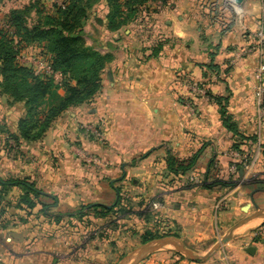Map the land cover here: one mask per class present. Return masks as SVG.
<instances>
[{
    "label": "crops",
    "instance_id": "obj_1",
    "mask_svg": "<svg viewBox=\"0 0 264 264\" xmlns=\"http://www.w3.org/2000/svg\"><path fill=\"white\" fill-rule=\"evenodd\" d=\"M155 3L160 8L153 22H142L141 16L139 22L116 31L108 30L106 22H92L86 45L110 58L100 76V90L89 103L56 119L41 141L12 147L23 160H12L11 172L35 181L43 194L55 199L52 209L59 214L73 212L85 203L114 202L115 181H120L118 185L127 190V195L128 184L137 181L136 189L141 194L173 191L181 176L166 169L168 155L183 159L199 151L194 171L205 173L209 169L206 183L230 175L234 181L245 178L248 167L239 169L237 175L230 168L244 163L246 156L248 164L264 163V110H260L255 93L259 86L264 88V72H257L264 64V46L262 55L254 48L261 21L264 27V0L234 4L242 14L237 19L235 6L231 8L226 0H172L165 6ZM105 8L101 3L92 13L93 18L104 20ZM209 10L215 12L213 18ZM153 49L156 53L152 56ZM248 49L250 52L243 53ZM47 60L45 56H34L21 61V65L40 77H51L48 71H37L51 69L52 60ZM209 65L218 70L209 69ZM190 82L204 86L205 95L190 92ZM209 95L227 97L226 109L237 129L244 137H254L255 142L242 141L238 149L233 147L235 139L222 126L218 107ZM0 107L7 112L8 108L17 111L14 116L12 111L10 115L6 112L8 119H2V124H10V133H15L24 115L23 105L11 104L0 95ZM88 127L102 133V143L89 136ZM2 141L0 137V148ZM87 156L102 162L95 164ZM236 187L202 188L191 202L173 205L171 195L162 196L161 215L166 224L177 227L186 239L209 251L242 220V208L250 204L240 205L242 194L235 196L232 192ZM221 195L228 200L232 197L234 204L218 212L213 201ZM249 198L264 208L263 189H257ZM30 229L34 227L25 224L24 228L15 226L0 232V264H99L96 259L76 256L66 234L52 228L44 229L42 234ZM254 229L233 236L206 258L208 251L202 257L193 255L197 257L194 259L182 254L172 256L161 248L146 254L137 264H264V241L252 238ZM30 233L35 235L32 240ZM249 247L254 249L252 254L246 252ZM135 262L136 258L131 262L123 257L118 264Z\"/></svg>",
    "mask_w": 264,
    "mask_h": 264
},
{
    "label": "trees",
    "instance_id": "obj_2",
    "mask_svg": "<svg viewBox=\"0 0 264 264\" xmlns=\"http://www.w3.org/2000/svg\"><path fill=\"white\" fill-rule=\"evenodd\" d=\"M107 13L104 17L106 27L110 31H116L120 27L133 23L142 12L150 14L148 2H160L162 6L172 0H103ZM223 2V0H218ZM55 10L51 15H46L44 20L29 25L25 21L24 14L27 9L10 10L6 17V24L9 31L0 30V95L8 99L9 103H21L24 108V115L18 120L15 133L9 134V139L19 146L21 143H36L43 139L46 131L52 123L62 116L66 111L89 103L98 93L101 87V74L110 60L107 55H100L91 47L87 46L83 37V27L87 19V12L90 8L85 0H65L61 5L54 6ZM214 11L209 10L212 16ZM215 13V12H214ZM14 42V44H13ZM42 46L51 55V69L63 78L61 89L63 95L57 93L58 86L51 78L40 77L37 74L16 62V56L22 45ZM152 56L156 50H151ZM213 71L218 67L207 66ZM209 99L218 107L222 126L232 134L235 139L234 148L238 149L242 141L255 142L254 137H244L231 115L227 112V97L209 95ZM264 110V100L262 103ZM241 152V150H238ZM199 151L190 158L179 159L172 155L165 158L166 169L175 175H186L194 171L199 157ZM262 155L264 157V147ZM145 154L143 157H146ZM248 156H246L245 162ZM234 171L237 175L242 164L235 165ZM209 169L204 173L205 181L202 188L211 189L214 186L220 188H233L236 181L232 176L225 180H215L210 184L206 183ZM239 179V178H237ZM28 178L5 177L0 178V198L10 190L23 189L25 192L19 197L18 204L25 205L30 211L39 207V212L45 218H53L59 222L63 217H81L83 212L106 216L112 210L122 205L128 198L123 197L127 192L122 186L113 187L115 200L110 205L85 204L79 206L75 211L67 214H52L50 208L55 205V199L49 198L41 191L35 189V183L28 182ZM42 199L50 200V203ZM9 204L8 206H10ZM166 233L160 237L177 235ZM154 236H142V244L155 239Z\"/></svg>",
    "mask_w": 264,
    "mask_h": 264
},
{
    "label": "rangeland",
    "instance_id": "obj_3",
    "mask_svg": "<svg viewBox=\"0 0 264 264\" xmlns=\"http://www.w3.org/2000/svg\"><path fill=\"white\" fill-rule=\"evenodd\" d=\"M65 0H0V30L9 31V28L6 24L7 21V13L10 10H23L27 9L24 14V19L27 24L31 25L34 22L44 20L46 15H51L55 8L54 6H59ZM230 3L231 8L234 7V3L231 0H226ZM85 3L90 6L87 14V19L84 24L82 37L84 41L86 39L89 40V35L92 29V22H104L105 20H99L97 18H93L92 13L99 9L100 4L105 2L103 0H85ZM155 2H148L147 7L149 8V15L142 12V14L138 17L137 20L133 22H139L140 17L144 16L141 20L142 22H153L155 21L156 9L160 8V4H154ZM236 10L234 13L235 17L241 16V12L237 11L236 6L234 7ZM238 8V7H237ZM105 13H107V9L105 8ZM264 16V14H263ZM262 16V18H263ZM153 20V21H151ZM264 21V18H263ZM224 22V20L222 21ZM260 29L257 31V35L261 34L260 37H264V27L262 21L260 22ZM86 38V39H85ZM264 41V40H263ZM262 41V42H263ZM86 43V42H85ZM257 43V41H256ZM14 44V42H13ZM259 44V43H258ZM257 49V48H256ZM22 52V54H21ZM21 54V55H20ZM29 54V56L25 55ZM260 55H262L259 52ZM51 54L47 52L42 46L37 45H25L23 44L20 47V52L16 56V62L21 65V61L33 59V57L45 56V60L49 63L51 61ZM50 56V57H49ZM32 57V58H31ZM46 62V66H47ZM22 66V65H21ZM51 67V66H49ZM37 71H48V74L51 75L53 83L58 87H61V83L63 82V78L58 74L53 75L55 72L47 67L42 68ZM39 74V73H34ZM39 76V75H38ZM58 88L57 93L61 92V88ZM60 95V94H59ZM8 108V107H7ZM10 111H12V116L17 113V111L11 110L8 108V112L6 109L0 107V137H2L4 141L3 147L0 148V178L4 179L5 177H14L17 178L16 174L11 172L12 160L15 158L19 159L22 162V156H17L16 152L12 147L16 144L10 143V140H6L9 138V123L2 124V119H8V115H5L7 112L10 115ZM7 116V117H6ZM10 117V116H9ZM13 118V117H12ZM87 132L89 136H93V138L99 143L103 142V138L97 137V133L102 136L101 132L96 128L88 127ZM2 141V142H3ZM1 142V143H2ZM1 145V144H0ZM89 157V156H87ZM17 159H15L17 161ZM248 161V159H247ZM246 163L248 164V162ZM102 162V160H100ZM248 169L245 171V178L240 181H236L237 187L232 191L235 196L238 193L242 194V201H240V205L245 203H250V195L254 193L257 189H263L264 185H261L262 181H264V163H257L253 161L247 165ZM246 167V168H247ZM237 170V169H236ZM235 175V174H234ZM161 176V175H158ZM162 177V176H161ZM20 178V177H19ZM29 179V178H28ZM237 180V179H235ZM28 182L35 183V181L27 180ZM205 181L203 170L200 171H192L183 175L177 180V185H174L173 191L168 193H160L159 195L155 193L154 190L148 192L147 195L141 194L137 189V184H128L129 195L128 193L121 194L125 198L128 199L122 203V205L118 206L116 209L112 210L106 216L101 217L100 215H96L91 212L85 213L83 212V216L81 217H63L59 222H56L53 218H45L40 212V208L36 207L34 210L30 211L26 208L25 205L18 204V199L25 192L23 189H13L10 190L5 196H1L0 198V232H6L15 226L18 228H24V225L28 224L29 227L32 226L34 229H30L33 232L40 231L41 234L44 232V229L49 230V228L55 229L58 233L66 234L67 237L70 238L69 242H73L70 246L74 248L72 251L76 256L81 255L87 259L92 258L100 264L102 262H113L114 264H118L123 257L127 259H135L138 255V252L141 248L144 247V244L141 242L142 236H154V241L160 236H163L166 233L175 234L178 236V239L184 243L185 247L192 251L193 255L202 257L206 254L208 250H204L206 246L200 245V243H192L189 239H186L185 236L181 233V230H178L177 227H172L171 224H166L164 222V217L161 215L162 205L164 203L161 201L162 196L171 195V198H174L172 201L173 204H178V201L191 202L196 199V192L202 189V184ZM120 181L114 182V187H118ZM207 182V181H206ZM211 180H208L207 184H210ZM35 189L38 191H43L39 186L34 185ZM150 189H156L157 187H149ZM124 190V189H123ZM217 190V189H215ZM214 191V190H211ZM127 192V190H125ZM216 193V191H215ZM141 194V198L139 196ZM213 203L214 209L216 211H226L234 204V200L232 197H229V200L226 199L223 195L219 197H214ZM46 203H50V200L42 199ZM220 202L222 207L216 208L217 204ZM113 202L106 203V205H110ZM255 203V202H254ZM11 204L10 206H8ZM86 204V203H85ZM83 204L79 205L82 206ZM78 206V207H79ZM169 206L171 204L169 203ZM77 207V208H78ZM164 207V206H163ZM264 209V208H262ZM254 208L252 207L250 212L241 213L242 219L250 216L254 212ZM49 212L52 214H59L55 212L52 208L49 209ZM69 213L66 210V214ZM18 214V215H17ZM61 214V213H60ZM14 216V217H13ZM244 216V217H243ZM241 220V219H240ZM239 222V221H238ZM236 222L235 224H237ZM263 219H259L251 223L250 225L245 224L242 227H239L233 234L239 235L242 231H251L263 223ZM234 224V225H235ZM160 225L161 228H159ZM233 225V226H234ZM231 226L230 229L233 227ZM29 230V231H30ZM40 236L42 237V235ZM170 234V235H171ZM233 236L231 238H233ZM4 236L2 238L5 241ZM29 238L32 240L35 238V235H29ZM43 238V237H42ZM183 240V241H182ZM149 241V242H151ZM212 248V247H211ZM162 251L167 252L169 255H177L181 254L175 247L173 246H164L162 247ZM210 250V249H209ZM183 255V254H182ZM185 256V255H183ZM186 257V256H185ZM137 264V263H136Z\"/></svg>",
    "mask_w": 264,
    "mask_h": 264
},
{
    "label": "water",
    "instance_id": "obj_4",
    "mask_svg": "<svg viewBox=\"0 0 264 264\" xmlns=\"http://www.w3.org/2000/svg\"><path fill=\"white\" fill-rule=\"evenodd\" d=\"M232 2L236 5V6H240L244 0H232ZM250 206H252L255 209V213L240 220L237 224H235L230 230L229 232L219 241L217 242L212 248L211 250H209L205 256V258L210 255L213 251L217 250L222 244H224L225 242H227L234 234V232L241 227L242 225H244L245 223L254 220V219H259V218H264V209L259 208L252 200H250V204H246L245 206H243L242 211L243 212H248V209L250 208ZM173 246L175 247L181 254L190 257V258H196L194 257L193 254L191 253L190 250H188L184 244L175 237L172 236H166V237H161L158 238L154 241L148 242L146 244H144V247L141 248L138 252V255L136 257V263L139 262V260H141L146 254L151 253L155 250L161 249L164 246ZM254 251V249L252 247L247 248L246 252L248 254H252Z\"/></svg>",
    "mask_w": 264,
    "mask_h": 264
},
{
    "label": "built area",
    "instance_id": "obj_5",
    "mask_svg": "<svg viewBox=\"0 0 264 264\" xmlns=\"http://www.w3.org/2000/svg\"><path fill=\"white\" fill-rule=\"evenodd\" d=\"M263 18H264V16H263ZM260 36H261V34L256 35L257 43L254 45V48H255V50H257V52H260L262 54L263 53L262 48L264 46V43H263L264 37H260ZM247 52H250V49L244 51L243 53L247 54ZM257 72L259 74H262L264 72V64L263 63L259 65ZM188 89L190 92H192L193 94H197V95H199V94L205 95V92H206L204 86H202L200 83H197V82H190L188 85ZM255 93H256L257 104L259 105V107H261L260 110L263 111V109H262V103L264 100V88H263V86H259L258 88H256ZM96 136L101 138V140H102V136H100L99 133H97ZM88 160H90L91 162H94L95 164H100V161L98 159L92 157V156L88 157ZM242 166L245 169L247 167V164L244 162V163H242ZM234 171H235V165L232 164V166L230 168V172L234 173ZM221 205L222 204H220V202H219L217 204L216 208L222 207ZM252 238L264 241V223L252 231Z\"/></svg>",
    "mask_w": 264,
    "mask_h": 264
}]
</instances>
